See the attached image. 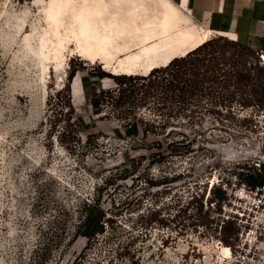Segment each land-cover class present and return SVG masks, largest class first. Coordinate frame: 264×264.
<instances>
[{
	"label": "rangeland",
	"instance_id": "rangeland-1",
	"mask_svg": "<svg viewBox=\"0 0 264 264\" xmlns=\"http://www.w3.org/2000/svg\"><path fill=\"white\" fill-rule=\"evenodd\" d=\"M64 1L0 0V264H221L224 221L206 216H221L211 201L221 189L241 190L240 173H264V110L217 113L205 100L134 107L117 103V92L95 107L82 75L114 89L116 74L66 36L81 19ZM54 9L60 34L52 32ZM107 30L98 48L114 54L112 66L143 51ZM134 118L163 128L128 134ZM172 141L175 153L163 158L134 149L166 143L167 153Z\"/></svg>",
	"mask_w": 264,
	"mask_h": 264
},
{
	"label": "trees",
	"instance_id": "trees-1",
	"mask_svg": "<svg viewBox=\"0 0 264 264\" xmlns=\"http://www.w3.org/2000/svg\"><path fill=\"white\" fill-rule=\"evenodd\" d=\"M262 50L241 41L233 40L227 36L210 38L201 45L192 49L183 56L173 58L168 65L153 68L147 75H127L116 74L115 88L105 89L101 86H93L89 75H82V85L85 96L91 100L95 107L111 102L104 97L106 93L113 95L117 92V103H130V106L137 107L144 103L154 102L161 107L175 104L178 107L195 105L203 100L208 106L211 105L213 111L219 113L217 106L231 108L233 105L239 108H261L264 110V65H262ZM84 68H81V70ZM80 70V68H79ZM75 71H72L66 86L68 94ZM74 80V79H73ZM73 84V82H72ZM61 91L57 94L59 95ZM72 98H73V91ZM56 104L59 106H69L67 113L75 117V110L70 100L63 103L57 96ZM74 100V98H73ZM136 108H128L133 110ZM164 109V108H158ZM171 110L181 108H168ZM63 108L60 112H63ZM100 110L96 108V113ZM80 121L79 117H75ZM145 124V125H144ZM163 128L156 123H144L143 120L131 119L125 124V131L128 134L147 135L152 129ZM122 129L116 128L115 132L122 135ZM154 131V130H153ZM71 140H76V135L70 136ZM166 144V143H165ZM165 144L135 147V150L155 148L156 154L161 158L172 155L175 150L172 146L175 141L167 144L168 152H164ZM259 170V168H256ZM264 169V164H263ZM244 182L251 186L264 183V173L258 178L256 174H239ZM216 210L222 212V203L227 199V195L221 189L215 195ZM201 204V208H202ZM206 222L213 223L224 221L222 230L225 233V241L228 242L234 227L231 222L225 221L219 216L211 218V214L206 216Z\"/></svg>",
	"mask_w": 264,
	"mask_h": 264
},
{
	"label": "bare ground",
	"instance_id": "bare-ground-1",
	"mask_svg": "<svg viewBox=\"0 0 264 264\" xmlns=\"http://www.w3.org/2000/svg\"><path fill=\"white\" fill-rule=\"evenodd\" d=\"M64 3L75 8L81 19L80 23H73L65 29L66 36H76L83 57L104 60V66L111 67L115 74H148L153 68L168 65L173 57L202 44L211 36V31L191 22L171 0H65ZM59 15V9H54L52 32L56 34L61 33ZM104 26L110 34L119 35V43L125 48L143 46V51L112 66L114 54H101L98 48L103 40ZM88 41H93L94 49L87 48ZM231 253L229 246L219 247L221 264L232 259Z\"/></svg>",
	"mask_w": 264,
	"mask_h": 264
},
{
	"label": "crops",
	"instance_id": "crops-1",
	"mask_svg": "<svg viewBox=\"0 0 264 264\" xmlns=\"http://www.w3.org/2000/svg\"><path fill=\"white\" fill-rule=\"evenodd\" d=\"M171 1L191 22L211 31L210 38L219 34L233 40L239 39L261 49L264 54V0ZM199 45L201 44L192 46L188 51ZM188 51L175 57L183 56Z\"/></svg>",
	"mask_w": 264,
	"mask_h": 264
},
{
	"label": "built area",
	"instance_id": "built-area-1",
	"mask_svg": "<svg viewBox=\"0 0 264 264\" xmlns=\"http://www.w3.org/2000/svg\"><path fill=\"white\" fill-rule=\"evenodd\" d=\"M216 203H212L214 208ZM221 213L234 227L227 242L230 264H264V183L251 186L243 182L241 190L224 200Z\"/></svg>",
	"mask_w": 264,
	"mask_h": 264
},
{
	"label": "water",
	"instance_id": "water-1",
	"mask_svg": "<svg viewBox=\"0 0 264 264\" xmlns=\"http://www.w3.org/2000/svg\"><path fill=\"white\" fill-rule=\"evenodd\" d=\"M264 55L262 54V60L264 61V57H263ZM163 66H165V65H163ZM162 67V66H161ZM140 75H147V74H140Z\"/></svg>",
	"mask_w": 264,
	"mask_h": 264
}]
</instances>
